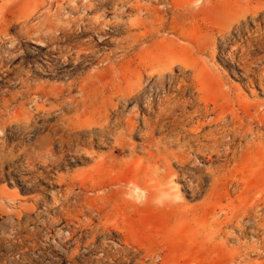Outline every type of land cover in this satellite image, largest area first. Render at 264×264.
Wrapping results in <instances>:
<instances>
[{"label": "rangeland", "instance_id": "1", "mask_svg": "<svg viewBox=\"0 0 264 264\" xmlns=\"http://www.w3.org/2000/svg\"><path fill=\"white\" fill-rule=\"evenodd\" d=\"M0 264H264V0H0Z\"/></svg>", "mask_w": 264, "mask_h": 264}, {"label": "bare ground", "instance_id": "2", "mask_svg": "<svg viewBox=\"0 0 264 264\" xmlns=\"http://www.w3.org/2000/svg\"><path fill=\"white\" fill-rule=\"evenodd\" d=\"M248 2H249V1H248ZM76 118H77V117H76ZM76 118H75V119H76ZM94 118H95V117H94ZM94 118H93V119H94ZM77 119H78V118H77ZM93 119H91V120H93ZM98 119H99V118H98ZM89 120H90V119H89ZM89 120H88V121H89ZM96 120H97V118H96ZM105 120H106V119H105ZM93 121H94V120H93ZM97 121H98V120H97ZM89 123H90V122H89ZM95 123H97V122L95 121ZM72 125H73V124H72Z\"/></svg>", "mask_w": 264, "mask_h": 264}]
</instances>
